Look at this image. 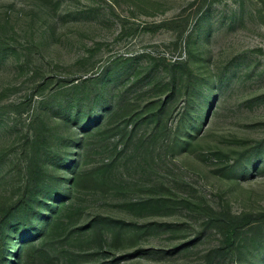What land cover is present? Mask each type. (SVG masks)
Returning <instances> with one entry per match:
<instances>
[{
	"label": "rangeland",
	"instance_id": "1",
	"mask_svg": "<svg viewBox=\"0 0 264 264\" xmlns=\"http://www.w3.org/2000/svg\"><path fill=\"white\" fill-rule=\"evenodd\" d=\"M0 264H264V0H0Z\"/></svg>",
	"mask_w": 264,
	"mask_h": 264
},
{
	"label": "trees",
	"instance_id": "2",
	"mask_svg": "<svg viewBox=\"0 0 264 264\" xmlns=\"http://www.w3.org/2000/svg\"><path fill=\"white\" fill-rule=\"evenodd\" d=\"M30 248H32V249H33V251H35V250H36V248H34V246H33V247L31 246ZM37 252L41 253V252H40V250H37Z\"/></svg>",
	"mask_w": 264,
	"mask_h": 264
}]
</instances>
